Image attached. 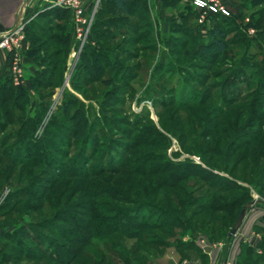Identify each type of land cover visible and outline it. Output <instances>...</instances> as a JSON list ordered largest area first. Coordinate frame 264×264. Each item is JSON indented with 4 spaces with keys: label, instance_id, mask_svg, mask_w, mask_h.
I'll return each mask as SVG.
<instances>
[{
    "label": "rangeland",
    "instance_id": "1",
    "mask_svg": "<svg viewBox=\"0 0 264 264\" xmlns=\"http://www.w3.org/2000/svg\"><path fill=\"white\" fill-rule=\"evenodd\" d=\"M202 1L197 7L194 0H132L127 15L105 14L119 24L109 29L113 36L103 49L92 32L80 46L64 22L61 29L33 18L46 39L28 32L45 43L39 52H30L31 43L24 41L25 83L16 87L25 97L17 102L23 110L14 114L37 122L24 137L17 126H2L0 143L7 159L23 162L36 145L43 156L29 165L0 163V264H59L41 253L65 261L56 253L71 247L53 231H76L90 201L110 211L108 218L104 211L97 215L99 225L115 215L129 217L133 228L143 225L137 234L144 239L137 245L135 238L116 235L126 260L105 254L102 241H94L98 252L79 256L76 264H264V187L252 184L250 160L232 170L248 149L264 166V0ZM50 2L46 9L53 8ZM94 2L95 12L108 5ZM88 45L93 55L83 59ZM53 51L64 52L54 58ZM7 65L3 80L9 79ZM204 132L205 141L219 138L224 151L236 141L227 169L200 160L204 147L197 143ZM205 167L211 174L194 176L193 170ZM210 185L228 191L211 193ZM245 192L248 200L233 205ZM207 200L221 207L213 222L189 219ZM249 200L255 202L228 240ZM63 217L76 224L58 220Z\"/></svg>",
    "mask_w": 264,
    "mask_h": 264
},
{
    "label": "trees",
    "instance_id": "2",
    "mask_svg": "<svg viewBox=\"0 0 264 264\" xmlns=\"http://www.w3.org/2000/svg\"><path fill=\"white\" fill-rule=\"evenodd\" d=\"M132 0H107V6L106 4L102 5V7L100 9L97 10V12H95L94 16H93V21L90 27V32H92V40L96 41V46H100V48L103 49V47L107 46L111 37L113 35L110 34V32L112 30H116L114 25L119 24L116 23V19H114L115 17H111L109 19H106L105 14H110V16H113L114 12H119L122 15H127L128 14V7L131 4ZM95 5V3H94ZM94 5L91 6V10L88 9V11H92ZM106 8H105V7ZM110 6V7H109ZM105 8V9H103ZM109 8V9H108ZM107 9V10H106ZM106 11V12H102V11ZM37 19H46L47 22L50 23L51 26L54 27H60L61 29H63V22L65 25H67L68 28V34L70 36V33H73V21H72V15L71 12L69 10H64V9H60V8H51L48 9L46 11H43L41 13H39V15H36ZM33 20V18L31 19V21ZM36 19H34L32 22L29 21V23L26 24L25 26V37L26 40L29 41L31 43V48H30V52H32L33 50L36 49V52L41 51V49L43 48L45 43H41L39 44L38 40H35L33 38V36H36L37 39H46L45 36V32L42 30V28L37 25V21H35ZM111 31H110V30ZM32 31L33 32V36L28 35V32ZM63 31L62 34L59 36V40L61 43L65 42L64 39V35H63ZM72 36V34H71ZM217 48L219 50H223L224 45L220 42H217ZM44 52L47 53V47L44 49ZM64 51H53V53L51 54V56H53L54 58H56L58 55L62 54ZM87 54L93 55L92 52L89 50V45L86 47V49L83 51V56L82 58L84 59ZM26 55V52H25ZM42 63L45 62L44 57L41 59ZM81 68L82 65H79ZM91 72V71H90ZM36 76V75H35ZM33 75V80L34 77ZM22 91H24V89L22 90V88H18L16 86H14L12 84V82L7 79V80H3L2 78H0V128L2 126H7V125H13L14 127L17 126L16 128L17 131L16 133L18 134V136L20 137H24L27 136L29 134H31L32 132V128L34 127V125L36 124L37 121H30V119L26 120L25 122L22 121L21 115H17L16 113L14 114L15 111H19V110H23L22 107H20L19 105H17V102L19 100H22L25 97V93H22ZM14 103H16V105H13ZM20 112V111H19ZM82 115V114H81ZM2 119L4 120V122L2 121ZM85 120H82V123L80 125V129L85 128ZM24 133V134H22ZM208 135V132H204L203 138H201V140L199 139V142L197 143V147L199 146H203L204 147V151H199L201 153H197L199 155L200 160H202L205 164H207V166L213 169L214 166H218V164L222 167V169H227L228 161L230 160V155L233 152H236V150L238 149V147L236 146V141H232V143L230 145H227L225 151L222 150L220 148V146H223L221 143V140L219 138H214L213 140H208L205 141V136ZM28 138V137H27ZM259 138V136H254V138H252L251 141H255ZM29 140V139H27ZM37 144V143H36ZM4 143H0V163L2 162H8L10 163V165L12 166L14 164V162L19 163L20 165H29V164H33L35 162H37L38 158L40 156H43V150L41 148L40 145H36V149H34L33 153H29L26 154V159L23 162H18L16 160V157H10V159H7L6 155H7V151H3V147H4ZM12 150H14V155L16 152V145L13 146ZM252 150L248 149V151H245L242 155V157H240V159H238L237 161H235L233 163V168L232 170H236L237 165L242 162L243 160L247 159V161H251L253 162L255 168H253L252 173L250 174L251 177V181L252 184L255 186H263L264 187V166L263 167H258V165L255 162V158L254 156H251L250 152ZM32 152V151H31ZM205 152L207 153H211L209 159L204 160L203 156L205 154ZM224 153V154H223ZM260 155V153H257L256 151L254 152V154ZM42 154V155H41ZM202 154V155H201ZM13 155V156H14ZM9 160V161H7ZM244 168H246V165L244 166ZM248 168V167H247ZM257 168V169H256ZM207 169L209 168H203V169H196L195 171L193 170V172L195 173L194 176L198 177L200 175H202L203 173H208L211 174L210 171H208ZM188 170H189V166H188ZM211 170V169H209ZM192 171V170H191ZM243 176L244 179V175H241V178ZM210 190L208 188L209 191H211V193L213 192H226L228 191V189H224V188H219V187H213L212 185H210ZM17 194V192L15 193V195ZM90 195V193H89ZM248 194L245 192V197L239 198L237 200L234 201L233 205L235 204H241V201L243 199L246 198L247 199ZM89 199V198H88ZM250 199V198H249ZM88 201V200H87ZM208 201V200H207ZM89 202V201H88ZM250 202L247 201V203ZM215 204V203H214ZM211 203V201L208 202H204L203 207H201L199 210H196L191 212L189 219H193L196 218L197 216H202L201 218V223L207 222L209 224H211V222H213L212 220L215 219L214 214L219 211L221 207H219L218 205H214ZM87 213L86 215H84V221H82L81 223H84L82 225H75L76 221L72 218L69 217H63L62 219H58L60 221H62L64 224H70V225H75V227L79 230L78 233L77 229L76 231H66L68 232L67 234H60V233H56L55 231H53L55 234V236H58V238L60 240L63 241V245L65 246H69L71 247L70 251H60L56 253V256L58 258L60 257H64L66 258L65 261L63 260H56L53 259L50 255H46V254H42L41 258H43L45 261H50L52 260L53 262H58L59 264H76V260L78 259L79 256L84 255L85 257L88 258V256L90 255L89 253L94 251V252H98L97 250V245L95 242L98 241H102V243H100V245L102 244V246H104V249L101 251H104V253L106 254L108 251H110L112 254H116L119 257H121L122 259H127L126 257V252L125 249L121 246H119V242L115 241V237L117 236H121L122 238H135L136 244L137 245H141L142 241H143V237L138 236L137 231H140L141 228L143 227L142 224L138 223L136 225V228H133L131 226V222L129 217H125L123 219H121L119 216H112L113 219L110 220H105L107 221V223L105 225H99V219L97 217V215L100 216V213L103 212V214L101 215L102 217L108 218L109 217V209H105V208H101L100 205H96L95 202L90 201L87 205ZM244 206V205H243ZM242 206V207H243ZM189 208V207H188ZM242 209V208H241ZM240 209V210H241ZM189 212V209H188ZM240 212V211H239ZM200 213L202 215H200ZM56 217V216H55ZM54 217V218H55ZM209 217V219H208ZM126 218L125 222L122 224V222L124 221V219ZM56 219V218H55ZM57 220V219H56ZM47 227L48 226V230L51 233V228L49 225L45 224ZM99 225V226H98ZM92 226L94 227H99L101 229V233H90L89 229L92 228ZM231 228V227H230ZM53 235V233H51ZM114 241H113V240ZM112 240V243H109V241ZM95 241V242H94ZM115 243V244H113ZM98 244V243H97ZM115 245H117V248H114ZM136 245V246H137ZM51 248H54L55 250L58 251L57 247L52 244ZM99 249V248H98ZM100 250V249H99ZM134 252L137 251V248L133 250ZM252 251L248 250L246 252V256L248 257L249 255H251ZM56 257V258H57ZM107 257L103 255L102 260H105ZM32 260H34V258H32ZM259 261H261L260 259H249V262L247 261H238V264H258ZM109 264V262H108Z\"/></svg>",
    "mask_w": 264,
    "mask_h": 264
},
{
    "label": "built area",
    "instance_id": "3",
    "mask_svg": "<svg viewBox=\"0 0 264 264\" xmlns=\"http://www.w3.org/2000/svg\"><path fill=\"white\" fill-rule=\"evenodd\" d=\"M194 1L197 7H202L204 3L202 0ZM50 3V7L71 12L74 37L82 46L88 38L97 3H95L92 11H88V7L83 0H51ZM210 3H214V0H210ZM209 7L214 10L212 4ZM29 21L30 19L21 21L14 29L0 35V50L5 51L7 55V76L14 86H21L25 83L24 64L26 58L24 55L27 47L24 41L26 40L25 26Z\"/></svg>",
    "mask_w": 264,
    "mask_h": 264
},
{
    "label": "crops",
    "instance_id": "4",
    "mask_svg": "<svg viewBox=\"0 0 264 264\" xmlns=\"http://www.w3.org/2000/svg\"><path fill=\"white\" fill-rule=\"evenodd\" d=\"M46 1L47 0H0V35L14 29L21 21H25V19L31 20L36 15H39V13L48 10L45 7ZM83 1L88 9H90L92 6L90 3L91 0ZM6 61L7 55L5 51L0 50V74L5 70Z\"/></svg>",
    "mask_w": 264,
    "mask_h": 264
},
{
    "label": "water",
    "instance_id": "5",
    "mask_svg": "<svg viewBox=\"0 0 264 264\" xmlns=\"http://www.w3.org/2000/svg\"><path fill=\"white\" fill-rule=\"evenodd\" d=\"M254 200L246 203L242 209L240 210V212L238 213L234 223L232 224L230 230L228 231V234H227V239H231L233 236H235L236 232L238 231V229L240 228L243 220H244V217H245V214H246V211L248 209L249 206H251L252 204H254Z\"/></svg>",
    "mask_w": 264,
    "mask_h": 264
}]
</instances>
